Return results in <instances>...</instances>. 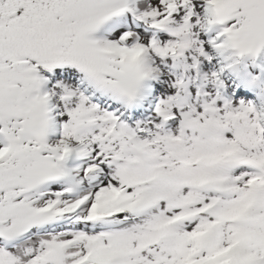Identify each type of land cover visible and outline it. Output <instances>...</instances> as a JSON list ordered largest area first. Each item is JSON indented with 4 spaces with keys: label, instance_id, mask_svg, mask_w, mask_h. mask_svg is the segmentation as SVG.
I'll list each match as a JSON object with an SVG mask.
<instances>
[{
    "label": "snow or ice",
    "instance_id": "snow-or-ice-1",
    "mask_svg": "<svg viewBox=\"0 0 264 264\" xmlns=\"http://www.w3.org/2000/svg\"><path fill=\"white\" fill-rule=\"evenodd\" d=\"M0 264H264V0H0Z\"/></svg>",
    "mask_w": 264,
    "mask_h": 264
}]
</instances>
